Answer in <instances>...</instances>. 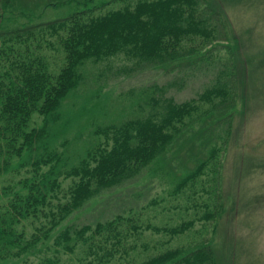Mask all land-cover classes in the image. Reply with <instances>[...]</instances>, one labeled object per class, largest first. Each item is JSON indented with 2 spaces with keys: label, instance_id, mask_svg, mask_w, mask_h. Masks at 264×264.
I'll return each mask as SVG.
<instances>
[{
  "label": "rangeland",
  "instance_id": "374dc122",
  "mask_svg": "<svg viewBox=\"0 0 264 264\" xmlns=\"http://www.w3.org/2000/svg\"><path fill=\"white\" fill-rule=\"evenodd\" d=\"M28 1L32 0H24ZM99 1L93 0L92 5ZM136 1L107 0L90 12L102 13ZM44 2L23 12L17 8L9 12L6 6L3 25L9 28L29 21H45L72 8L69 3L55 7ZM198 7L203 16L212 21L215 17L219 19L214 32L216 39L209 40L197 55L178 66L136 69L122 53L96 61L84 60L78 67L81 74L78 85L57 109L44 116L32 115L30 125L37 127L46 122L44 138L34 143L35 149L24 152L22 167L0 174V185L16 186L19 179L28 175L27 154L38 155L44 147L60 154V168L76 165L96 144L106 138L110 140L107 125H119L152 112L157 115L163 108L151 104L153 92L156 98L171 96L179 102L196 98L211 85L226 86L232 105L226 112L227 118L224 119L225 113L217 114L224 109L220 108V102L212 105L196 98L197 108L190 119L185 117L191 128L177 138L180 142L173 150L175 153L156 158L135 176L101 189L55 226L48 243H43L47 244L45 247L38 245L39 250L37 247L21 258L8 259L5 264H140L167 249H192L203 242L212 246L217 264H264V0H199ZM207 9L217 14H208ZM44 33H40L43 36L40 51L49 70L55 72L63 64V51L55 36ZM199 39L193 38L198 48L202 42ZM222 81L228 85H222ZM155 84L162 86L161 91ZM218 97L214 96V101ZM210 152L202 174L175 189L188 168ZM16 160L13 158L12 162ZM59 179L64 189L71 181L62 175ZM119 214L140 226H173L187 220L191 223L175 233L151 228L132 232L123 220L120 229L129 233L119 251L108 259H98L96 253L100 252L89 251L87 243L74 242L71 251L58 252L48 245L64 226L76 227ZM23 223L17 226L26 235L39 225L32 218Z\"/></svg>",
  "mask_w": 264,
  "mask_h": 264
},
{
  "label": "trees",
  "instance_id": "16d2710c",
  "mask_svg": "<svg viewBox=\"0 0 264 264\" xmlns=\"http://www.w3.org/2000/svg\"><path fill=\"white\" fill-rule=\"evenodd\" d=\"M43 1V4L55 7L69 3L72 8L60 17L45 21H29L9 28L3 25L6 6L10 8L9 12L13 8L23 12ZM92 1L0 0V174L22 167L24 152L35 149L37 145L34 143L44 138L46 122L42 121L37 127L30 125L32 115L44 116L57 109L61 100L78 85L81 79L78 67L84 60L96 61L122 53L136 69L145 66L168 69L197 55L209 40L216 39L214 32L219 19L215 17L212 21L203 16L198 7L199 0H137L133 5L95 14L90 11L107 0H101L97 5H92ZM207 11L208 14H217L211 9ZM213 22H216L214 26ZM42 31L48 37L55 36L63 51V64L55 72L49 70L40 51ZM196 36L202 40L199 48L193 40ZM190 41L192 43L187 45ZM220 83L228 85L224 81ZM154 87L161 91L162 86L155 84ZM227 89L226 86L211 85L196 98L212 105L220 102V108L224 109L217 114L225 113V119L227 110L232 108ZM154 95L153 92L150 96L151 104L163 108L157 115L152 112L119 125H107L105 130L111 133L110 140L106 138L96 144L76 165L60 168V154L51 148L44 147L42 153L33 157L27 154L28 175L19 179L16 186L0 185V264H5L8 259L21 258L38 245L45 247L47 244L43 243H48L55 226L101 189L119 184L135 176L150 161L176 152L173 150L180 142L177 138L191 128L185 117L190 119L197 108L196 98L177 102L171 96L156 98ZM214 96L219 99L214 101ZM99 133L102 132L99 130ZM211 155L210 152L197 159L176 183L175 189L202 174ZM13 158L17 160L12 162ZM61 175L71 179L65 189L61 186ZM207 215L205 213L204 217ZM27 218L37 219L39 225L33 226L34 230L26 235L17 225L23 226ZM123 220L127 221V228L132 232L138 228H151L156 232L175 233L191 223L187 220L173 226H140L131 223L130 217L123 218L119 214L76 227L64 226L53 235L48 245L58 252L71 251L74 242L87 243L89 251L100 252L96 253L98 259H108L119 251L129 233L120 229ZM140 264L217 263L212 246L203 242L192 249H167Z\"/></svg>",
  "mask_w": 264,
  "mask_h": 264
}]
</instances>
